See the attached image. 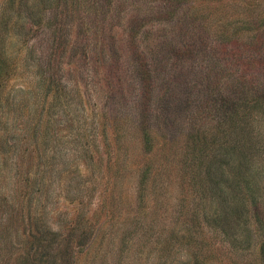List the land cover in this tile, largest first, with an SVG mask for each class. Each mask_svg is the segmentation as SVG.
I'll list each match as a JSON object with an SVG mask.
<instances>
[{
	"label": "rangeland",
	"instance_id": "obj_1",
	"mask_svg": "<svg viewBox=\"0 0 264 264\" xmlns=\"http://www.w3.org/2000/svg\"><path fill=\"white\" fill-rule=\"evenodd\" d=\"M258 95L264 0H0V264H264Z\"/></svg>",
	"mask_w": 264,
	"mask_h": 264
},
{
	"label": "trees",
	"instance_id": "obj_2",
	"mask_svg": "<svg viewBox=\"0 0 264 264\" xmlns=\"http://www.w3.org/2000/svg\"><path fill=\"white\" fill-rule=\"evenodd\" d=\"M145 72V71H143ZM146 89H148V84H146ZM259 100H261L262 102L259 103ZM263 101H264V96H260L258 95L257 97H255L253 99V109L252 110H256L255 113H259V110L262 112V110L264 109L263 106ZM261 106V108H259L258 106ZM239 110L243 112V110H245V99L244 98H240V104H239ZM259 109V110H258ZM248 191L249 192V200H250V203L252 205V211L254 213V217H255V220H256V223L258 224L257 227L259 229V231H262L261 233H263L264 235V214L262 212V204L261 202H259V197L255 194V190L252 189L251 186L248 185ZM211 219V223L213 226H216L217 228L218 227H222L221 225V220H222V217H221V214L218 213V212H214L213 216L210 217ZM262 248H264V241H263V246Z\"/></svg>",
	"mask_w": 264,
	"mask_h": 264
}]
</instances>
